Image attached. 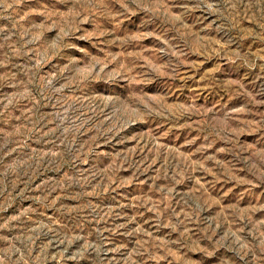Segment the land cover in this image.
<instances>
[{"label": "rangeland", "instance_id": "1", "mask_svg": "<svg viewBox=\"0 0 264 264\" xmlns=\"http://www.w3.org/2000/svg\"><path fill=\"white\" fill-rule=\"evenodd\" d=\"M0 264H264V0H0Z\"/></svg>", "mask_w": 264, "mask_h": 264}]
</instances>
